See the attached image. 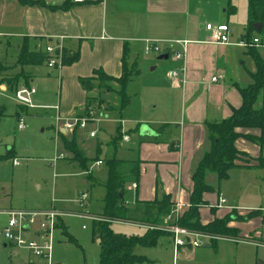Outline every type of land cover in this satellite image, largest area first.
Listing matches in <instances>:
<instances>
[{"label": "crops", "instance_id": "obj_1", "mask_svg": "<svg viewBox=\"0 0 264 264\" xmlns=\"http://www.w3.org/2000/svg\"><path fill=\"white\" fill-rule=\"evenodd\" d=\"M64 3L52 4V6L23 5L19 0H0V37L3 38L1 41L6 45L9 42L15 43L17 56L24 39L29 40L31 49L45 48L47 40L58 43L63 39L64 50L79 51L81 54L80 61L70 66H62L60 69L28 66L32 74L28 80L29 85L38 90L34 101L38 105L49 107L59 105L60 115L66 118L85 116L95 110L108 112L111 106L114 108L119 105L120 97L114 91L107 89L101 92L96 88L87 93L79 80L93 76L96 70L120 78L125 63L128 66H136L140 71L129 82L127 95H130L129 85L137 79H142V88L147 87L149 90L157 91V95L161 94L162 99L160 109L155 104L153 110L143 113L142 107L138 116L134 119H124L126 123L120 126H118L119 120H116L117 125L108 140L112 146V139L121 131V140L128 137L129 140L125 141L129 143L130 133L134 131L130 127L124 129V125L137 124L135 128L140 137L139 146L136 147L139 151L138 156L132 159V156L128 155H133L134 152H130L126 155L127 159L114 157L118 160L140 163L139 181L127 184L124 201L127 206H133L136 202H152L167 195L174 205L176 203L189 205L193 190L192 175L203 155L210 149L207 124L228 119L235 109L242 106L240 89L253 83L252 74L257 71L253 53H258L264 59V48L239 45L241 42L247 43L245 35L248 26V6L246 24L242 25L240 37L236 38L235 26L229 22L230 15H227V22L223 23L224 18L219 13L223 9L224 13L229 14L234 9L232 0H85L83 3L71 2L66 8H62ZM212 10L216 12L212 13ZM207 24L226 25L230 31L231 44L211 43L210 32L206 29ZM255 38L264 43V33L259 34L257 31L252 35L250 44ZM148 41L170 46L167 50L158 53L155 59L145 60L141 67L140 56L145 54L144 48ZM184 46L187 48L186 57L183 60L175 59L174 53L181 52ZM165 53L169 54V58L159 60V56ZM145 64L154 66L147 74ZM170 72H177V76L170 77ZM214 77L218 78L217 82H212ZM18 84H25V78H20ZM36 84L39 87L35 86ZM42 86H57V91L45 95L48 88L45 87L44 91L43 87L42 91ZM109 87L113 90L119 88L116 83L110 84ZM8 88L10 87L6 83L0 84V91L7 92ZM88 98L92 99V102L89 103ZM262 104H264V91L259 99V105ZM130 105L132 102L128 106ZM36 110L46 111L39 108ZM49 110L55 111L51 108ZM120 116L123 119L122 115ZM172 125L176 127V134L171 143H165L162 140L163 134L166 130L170 131ZM94 130H97V134L91 137L90 132ZM238 131L243 137L236 141L235 146L242 155L236 162L237 167L230 171L227 181L231 179L233 170L264 167L262 154L264 147L245 137H260L261 131L244 128ZM58 132L67 139L75 137L78 148L86 158H98L89 162L88 166L98 161L103 162L100 158L102 143L98 139L99 134L104 133L101 125H96L92 129L88 125L86 130H76L72 133L63 129ZM92 141L94 144H91ZM60 146L63 149L62 154L68 153L61 140ZM130 150L133 151V148ZM72 160L70 162L80 168L79 163ZM85 172L83 173L86 174ZM107 178L103 185H106ZM206 181L214 190L204 194L203 198L207 205L200 209L201 223L206 225L215 219L233 215V220L228 226L237 229L240 238H249L241 242L263 245L259 240L262 235L258 233L256 227L264 225L262 211H251L257 213L250 217L251 212L232 208L231 205L235 204L229 205L227 199L225 207L218 208L219 198L223 196L221 181H218L213 174H208ZM89 183L95 186L99 184L92 173L86 174L83 179L84 186ZM88 194L90 199L91 195ZM105 195L106 192L103 200ZM185 210L187 209L184 208L183 212ZM205 210L206 215H204ZM101 214L102 212L93 215L99 217ZM7 222L2 226V232ZM58 225L61 230H67L63 220H60ZM136 225L145 231L148 229L146 225ZM33 231L32 237L37 239L38 232ZM168 237L172 242V237ZM4 240L6 242L4 247H12L13 255L18 257V248L10 244L5 237ZM95 240L100 244L101 240L97 234ZM172 244L174 248V242ZM216 245L215 243L206 247H215L214 252L219 254L222 248ZM181 249L183 248L179 250ZM19 262L34 264L25 259Z\"/></svg>", "mask_w": 264, "mask_h": 264}, {"label": "rangeland", "instance_id": "obj_2", "mask_svg": "<svg viewBox=\"0 0 264 264\" xmlns=\"http://www.w3.org/2000/svg\"><path fill=\"white\" fill-rule=\"evenodd\" d=\"M232 6L234 10L229 14L224 13L223 9L219 13L224 18L223 23L227 22V15H230L229 22L231 25L234 24L236 38H239L242 33V25L247 21L248 1L232 0ZM215 12L216 10H212V13ZM212 16L214 15L212 14ZM1 40L3 38L0 37V84L4 80L12 82L13 85L20 77L25 78V82L30 80L32 74L29 72V67H22L17 63L15 49L17 45L13 42L6 45ZM158 55V53L141 55L140 66L143 67L145 60L155 59ZM153 67L145 64L146 74L151 72ZM114 83L116 82H105L97 88L104 92L107 85ZM116 84L118 85V83ZM43 87L45 91L46 86H42V91ZM46 88L48 91H45V95L57 91V86H47ZM157 93L147 87L142 88V79H137L129 85L132 105L127 106L123 111H119L115 107L108 112L95 110L90 129L96 125H101L104 128V133H100L98 137L102 143L100 158L104 163L93 170V164L88 166V172H92L99 184L95 186L89 183L84 186L83 179L86 174L70 162L72 159L74 161V155L69 152L62 154L63 149L60 146V135L56 122L57 112L49 109L46 111L36 110L38 108L23 109L15 101L10 88L7 92L0 91V106L5 108V115L0 122V264H21L19 261L22 259L34 264L46 263L40 258H35L27 250L17 249L19 252L17 257L13 255L12 247H4L6 242L2 226L8 220L5 211L11 208L28 211L55 210L62 213L60 220H63L67 227V234L59 227L52 234L54 264L98 263L100 248L95 240L94 222L97 223L99 220L96 219L99 218L93 214H100L104 208L103 197L106 188L103 183L109 169L107 161L119 156L127 159L126 155L130 152H134L133 155H128L132 156V159L134 156H138L139 151L136 150V147L139 146L140 137L135 128L137 124L124 125V129L130 127L134 132H129L131 134L129 143H126L125 140L119 142L118 147L121 148L111 146L108 140L117 125L115 124L116 120H119L118 126H120V124L126 123L124 119H134L135 116H138L142 107L143 113L153 110L155 104L160 109L162 95H157ZM20 119L25 123V129L22 131L17 130ZM171 128L170 131L166 130L163 134L162 140L165 143H171L174 139L176 127L172 125ZM91 144L94 142L92 141ZM132 148L133 151L130 150ZM9 153H11L10 156ZM262 154L264 158V148ZM83 156L85 155L83 154ZM15 159L20 162L19 166L13 165ZM231 175L229 181H221L223 193L221 194L229 200V205L235 204L231 206L237 210L244 209L246 212L259 210L264 214V167L233 170ZM82 192L90 193L91 198L88 199L85 207L80 209L77 200ZM206 214L205 210L204 215ZM93 219L95 220L93 221ZM256 227L258 233L262 235L259 240L263 242V245L254 242L236 243L219 240L212 243H216L217 247L222 248L219 254L214 252L215 247L206 246L186 247L175 253L173 240L171 242L168 236H164L159 239L156 246L137 245L134 252L146 258L145 264H264V225ZM112 228L115 232L127 236H142L145 231L136 224L122 221L114 222ZM30 235L33 236V233ZM228 236L240 241L249 239Z\"/></svg>", "mask_w": 264, "mask_h": 264}, {"label": "trees", "instance_id": "obj_3", "mask_svg": "<svg viewBox=\"0 0 264 264\" xmlns=\"http://www.w3.org/2000/svg\"><path fill=\"white\" fill-rule=\"evenodd\" d=\"M19 1L23 5L52 6V4L37 0ZM69 3L71 2H65L62 8H66ZM256 24L262 25V29L258 33L263 34L264 0H248V26L245 35V40L248 44H250L252 35L257 33V30L254 28ZM46 42L45 46L52 44L50 40ZM45 48L35 47L31 49L29 40L24 39L19 49L17 63L22 67L48 66L47 63L50 57ZM80 58L81 54L79 51L70 52L65 50L62 64L63 66H70L80 61ZM253 59L257 71L252 74L253 83L240 89L243 98L242 106L235 109L232 116L228 119L207 124L210 149L203 155L192 175L193 190L190 196V207L183 212L178 221L172 216L174 204L171 203L167 195L152 202H136L133 206H127L124 201L126 186L129 183L139 181L140 163L139 161H123L116 158L107 161L109 173L105 185L104 208L101 216H99L100 220L97 223L94 222V234H97L101 240L97 264H145L146 258L135 254L134 250L136 246L154 247L161 237L171 236L168 232L149 228L142 236H127L113 230L112 223L116 221L158 227L165 225L166 220L170 217L171 220H168V225L177 224L191 231L203 232L210 235H223L227 237H229L228 235H232L239 237V231L228 226L233 220V215H226L221 219H215L213 222L204 225L201 223L200 209L207 205L203 198L204 194L214 190L206 181L208 174L216 175L218 181L227 180L230 171L237 167L236 162L242 153L236 148L235 143L240 137H243L238 131L239 129H259L261 131L260 137H245L264 147V104L259 105V99L264 91V59L258 53H253ZM139 71L136 66H128L125 63L123 75L120 78H114L106 75L101 70H96L93 76L81 78L79 82L87 93L92 92L105 82L118 83L119 88L117 90H113L109 85L106 86V89L114 91L120 97V103L115 108L122 111L131 102L130 97L126 93L127 86ZM20 78L13 85L12 82L4 80L1 83H6L10 89H14L19 86L18 81ZM25 84L29 85L28 80ZM88 102H92V99L88 98ZM4 115L5 109L0 107V121ZM121 139L122 134L119 131L116 137L112 139V144L115 148L118 147ZM60 140L64 149L74 155V161L79 163L83 171L88 170L89 162L98 159H88L83 156L82 151L76 144L75 137L67 139L65 135L60 133ZM10 155L11 153H9ZM256 213L251 212L250 217ZM64 232L67 234V231L64 230ZM69 240H72V238H69Z\"/></svg>", "mask_w": 264, "mask_h": 264}, {"label": "built area", "instance_id": "obj_4", "mask_svg": "<svg viewBox=\"0 0 264 264\" xmlns=\"http://www.w3.org/2000/svg\"><path fill=\"white\" fill-rule=\"evenodd\" d=\"M46 2L48 4H58L64 3L67 1L75 2V3H83L85 0H37ZM206 29L210 32V42L217 45H229L230 43V31L226 25H213L207 24ZM241 46H256L260 48H264V43L261 42L260 39L255 38L253 43L248 44L245 42L239 43ZM170 46V45H168ZM168 46H162L160 43L155 42H147L144 53H161L164 50H167ZM46 52L49 55L48 67L51 69H60L63 64V56H64V44L63 39H61L58 43H52L46 46ZM187 48L183 47L181 52H175L174 58L177 60H183L186 57ZM170 77H176L177 72H170ZM218 78H212V82H217ZM15 101L23 107L34 109H54L57 112L56 122L58 124V131L63 129L65 132L72 133L76 130H86L88 125L92 123L94 111L89 112L85 116H73V117H63L60 115V107L59 105L54 107H49L45 105H38L34 98L38 93L37 88L34 86H28L26 84L19 85L17 88L12 90ZM25 129V123L20 119L18 124V131H22ZM97 134V130L90 132L91 137H95ZM126 141L129 140L128 137L125 138ZM103 162L98 161L94 164L93 168L99 167ZM14 165L19 166L20 162L18 160H14ZM86 174L92 172H85ZM89 199V194L84 192L79 195L77 200L78 206L80 209L85 207L86 202ZM227 204L226 198L221 196L219 198V202L217 204L218 208H223ZM190 205H184L181 203H176L172 210V216L175 217V220L178 219L183 214V209H188ZM8 215V222L6 227L4 228L3 234L5 239L12 245H14L18 249L27 250L33 256L44 260L46 263L44 264H54L53 263V237L52 234L58 226V222L62 216V213L51 210V211H24V210H10L6 212ZM82 215V214H80ZM93 218V217H91ZM99 218V217H98ZM95 220V219H93ZM100 220V219H96ZM168 220H171L169 217ZM166 220L165 225L153 227L147 226L149 229H159L165 232L170 233L172 240L174 242L175 253L180 248H199L203 246H210L212 243L217 242L219 240L233 241V242H241L240 240H236L227 236H219V235H210L205 233H200L196 231H191L187 228L180 227L179 225H168ZM37 228V229H35ZM36 230L38 235H36L37 239L30 236Z\"/></svg>", "mask_w": 264, "mask_h": 264}, {"label": "water", "instance_id": "obj_5", "mask_svg": "<svg viewBox=\"0 0 264 264\" xmlns=\"http://www.w3.org/2000/svg\"><path fill=\"white\" fill-rule=\"evenodd\" d=\"M254 28H255L258 32H260L261 29H262V25H261V24H256V25L254 26ZM168 58H169V54H168V53H165V54H162V55L159 56V60H166V59H168ZM207 246H208V245H207Z\"/></svg>", "mask_w": 264, "mask_h": 264}]
</instances>
